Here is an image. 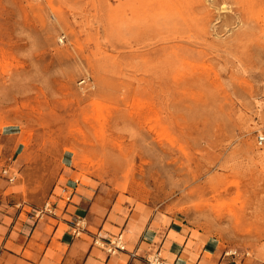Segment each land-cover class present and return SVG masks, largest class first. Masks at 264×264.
I'll return each mask as SVG.
<instances>
[{"label":"rangeland","instance_id":"374dc122","mask_svg":"<svg viewBox=\"0 0 264 264\" xmlns=\"http://www.w3.org/2000/svg\"><path fill=\"white\" fill-rule=\"evenodd\" d=\"M0 166L27 216L67 187L264 264V0H0Z\"/></svg>","mask_w":264,"mask_h":264},{"label":"crops","instance_id":"0c3cea01","mask_svg":"<svg viewBox=\"0 0 264 264\" xmlns=\"http://www.w3.org/2000/svg\"><path fill=\"white\" fill-rule=\"evenodd\" d=\"M58 196L54 192L51 196L55 216L46 215L53 224L27 216L10 202V198H16L0 189V264H148L147 260L157 251L161 264L235 262L223 257L210 242L202 243L186 225L176 221L164 224L151 220L142 228L127 224L123 229V222L117 217L114 221L107 218L100 225L92 219L91 207L81 197L74 195L65 204ZM78 222H87L89 232L98 230L105 239L122 235L125 251L109 255L92 245L90 234L75 236Z\"/></svg>","mask_w":264,"mask_h":264},{"label":"built area","instance_id":"2783aa9c","mask_svg":"<svg viewBox=\"0 0 264 264\" xmlns=\"http://www.w3.org/2000/svg\"><path fill=\"white\" fill-rule=\"evenodd\" d=\"M262 143H263V139L259 138L258 144L261 145ZM0 178H3L7 183H13L16 177L10 167L0 166ZM73 196H74V192L72 190L68 189L67 187H63L60 189L58 198L62 200L65 204H67L71 202ZM44 214L55 216V207L53 206V204L52 205L50 203L46 204L43 212H39L36 215V217L37 218L42 217ZM80 224L81 222L75 224V228H76L74 231L75 236H79V234L83 231ZM92 245L97 248L104 249L109 255H115L118 252L125 251V245L123 243L122 235H118L109 240V239H105L99 233L92 238ZM233 255H235V253H233ZM147 262L148 264H161L162 259L160 256V252L159 251L155 252L147 260Z\"/></svg>","mask_w":264,"mask_h":264},{"label":"bare ground","instance_id":"6f19581e","mask_svg":"<svg viewBox=\"0 0 264 264\" xmlns=\"http://www.w3.org/2000/svg\"><path fill=\"white\" fill-rule=\"evenodd\" d=\"M223 8H224V6H223Z\"/></svg>","mask_w":264,"mask_h":264}]
</instances>
